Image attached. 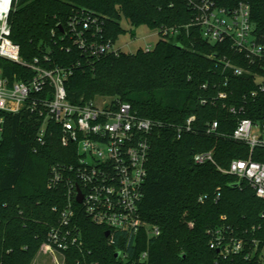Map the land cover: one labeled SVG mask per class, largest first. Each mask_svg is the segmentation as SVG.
<instances>
[{"label": "trees", "instance_id": "1", "mask_svg": "<svg viewBox=\"0 0 264 264\" xmlns=\"http://www.w3.org/2000/svg\"><path fill=\"white\" fill-rule=\"evenodd\" d=\"M237 0H220L235 4ZM252 18L264 30V0H245ZM88 10L103 20V35L116 43L125 33L121 21L162 29L150 51L119 50L92 61L70 38L67 23L78 10ZM194 13L186 0H13L9 21L12 39L21 47L23 61L47 55L49 67L69 69L65 80L68 98L87 103L97 95L130 102L143 117L160 123L149 137L150 154L141 217L158 226L150 236L142 230L126 246L122 234L110 243L108 228L93 222L77 205L80 242L68 250L66 264H264V199L256 196L247 181L222 169L235 159L264 161V149L235 141L229 134L239 117L264 120V91L252 74L241 76L225 69L219 60L250 67L230 43L212 44L202 39L197 27L186 26ZM176 27L177 34L163 33ZM11 81L26 80L33 72L25 66L0 59ZM253 72L263 73L258 66ZM225 99H215L219 92ZM206 99V102H203ZM243 109L239 115L230 107ZM41 106H23L4 113L0 137V264H31L58 223L64 190L49 189L51 167L67 160L68 149L60 143L59 129L40 142ZM196 116L193 131L179 136L178 127ZM213 122L214 134L206 133ZM213 151L216 164H196L194 155ZM238 183V185H235ZM233 228L246 241V254L224 259L210 247L211 231ZM126 249L128 257L115 254ZM148 252L144 260L140 257ZM119 253V252H118Z\"/></svg>", "mask_w": 264, "mask_h": 264}, {"label": "built area", "instance_id": "2", "mask_svg": "<svg viewBox=\"0 0 264 264\" xmlns=\"http://www.w3.org/2000/svg\"><path fill=\"white\" fill-rule=\"evenodd\" d=\"M12 1H0V59L19 63L32 70L33 74L24 79L11 81L0 66V134L4 128V113H16L23 106L37 109L43 121L39 140L45 143L58 128L60 143L68 149L67 160L58 161L51 167L48 179L49 189L64 190L65 204L55 211L60 213L58 223L51 227L48 239L42 246L48 250L64 251L80 242V226L77 224V205L96 224L108 228L110 243L114 244V234L124 236L126 246L142 230L150 236H158V226L145 221L140 214L144 199V184L147 177V162L150 154L149 137L160 123L143 117L134 110L130 102L117 99L74 103L69 100L65 80L70 70L49 67V56L36 57L32 62L23 61L21 47L12 39L9 16ZM194 15L186 26L197 27L203 40L212 43H230L235 52L249 61L250 67L234 64L227 56L219 58L224 68L241 76L252 74L258 88L251 95L264 91V72H253L252 67L264 70V30L258 29L252 18L250 4L237 0L235 4H224L220 0H186ZM70 38L96 61L109 53H118L115 43L103 35V20L88 10H78L67 23ZM162 29H158L161 36ZM163 33L177 34L178 28L168 27ZM150 51L153 48H143ZM227 93L221 91L215 99H225ZM206 102V99H203ZM243 109L230 107L239 115ZM196 116H190L185 124L178 127L179 136L193 131ZM217 122L209 124L206 133L214 134ZM235 141L249 145L251 153L255 148L264 149V120L254 122L247 117H239L234 130L229 134ZM196 164H216L213 151L197 152ZM218 166V165H217ZM218 168H220L218 166ZM221 169V168H220ZM225 172L245 180L254 189L257 197L264 199V161L248 158L235 159ZM82 195V201L78 197ZM210 247L224 258L246 252V241L234 234L233 228L226 231H211ZM122 259L128 257L126 249H119ZM148 255L144 251L140 260Z\"/></svg>", "mask_w": 264, "mask_h": 264}, {"label": "rangeland", "instance_id": "3", "mask_svg": "<svg viewBox=\"0 0 264 264\" xmlns=\"http://www.w3.org/2000/svg\"><path fill=\"white\" fill-rule=\"evenodd\" d=\"M121 24L125 33L120 35L114 47L122 51L135 53L139 48L147 46L154 48L160 39L158 29H151L146 25L134 26L126 18H122ZM111 98L113 97L109 95H97L92 101L103 102ZM31 264H66V255L58 250H48L41 246Z\"/></svg>", "mask_w": 264, "mask_h": 264}, {"label": "water", "instance_id": "4", "mask_svg": "<svg viewBox=\"0 0 264 264\" xmlns=\"http://www.w3.org/2000/svg\"><path fill=\"white\" fill-rule=\"evenodd\" d=\"M235 185H238V183H236ZM78 201H79V202L82 201V195H81V194H80V196L78 197ZM109 234H110V231H107V232H106V236H109ZM115 256L118 257V256H119V253L117 252V253L115 254Z\"/></svg>", "mask_w": 264, "mask_h": 264}, {"label": "bare ground", "instance_id": "5", "mask_svg": "<svg viewBox=\"0 0 264 264\" xmlns=\"http://www.w3.org/2000/svg\"><path fill=\"white\" fill-rule=\"evenodd\" d=\"M2 3H4V1L7 3L9 0H0Z\"/></svg>", "mask_w": 264, "mask_h": 264}]
</instances>
